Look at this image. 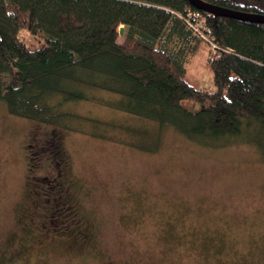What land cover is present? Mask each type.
Here are the masks:
<instances>
[{
  "label": "rangeland",
  "instance_id": "obj_1",
  "mask_svg": "<svg viewBox=\"0 0 264 264\" xmlns=\"http://www.w3.org/2000/svg\"><path fill=\"white\" fill-rule=\"evenodd\" d=\"M18 36L44 45L26 28ZM201 50L185 79L208 88ZM68 108L85 117L67 129L10 115L0 100V264H264V159L253 145L210 147L93 101ZM51 136L71 195L48 216L35 182L51 177Z\"/></svg>",
  "mask_w": 264,
  "mask_h": 264
},
{
  "label": "trees",
  "instance_id": "obj_2",
  "mask_svg": "<svg viewBox=\"0 0 264 264\" xmlns=\"http://www.w3.org/2000/svg\"><path fill=\"white\" fill-rule=\"evenodd\" d=\"M204 1L264 14V0ZM21 27L44 45L27 47ZM202 48L208 88L185 79ZM0 100L10 115L67 129L85 117L68 105L93 101L210 147L250 143L264 159V22L188 0H0Z\"/></svg>",
  "mask_w": 264,
  "mask_h": 264
},
{
  "label": "flooded vegetation",
  "instance_id": "obj_3",
  "mask_svg": "<svg viewBox=\"0 0 264 264\" xmlns=\"http://www.w3.org/2000/svg\"><path fill=\"white\" fill-rule=\"evenodd\" d=\"M50 140V143L48 144V148L51 150L52 155L51 157H53L54 161L53 163H51V165H49L52 169L51 177L46 176L45 174L40 176V179H42L44 182H35L36 184H40L38 185L39 187H37V189H39V191H41L42 193H44L46 196L42 202V205L49 210V215L51 214H57L59 215V213H61V211L63 210V206L65 205V200L68 197L67 195H71V185L69 184V182L65 183L63 181H61V177L62 175L66 174L67 171V167L66 165L63 164V159L60 157L59 158V154H60V140L55 137V136H51L50 138L46 139V143L45 145H43V147L46 148L48 141ZM48 151V149L46 150ZM42 185V186H41ZM67 186V187H65ZM46 203L49 205L47 207ZM52 211H51V209ZM69 211L67 213H70V217L68 218L69 220H72L74 217L71 213H73L74 211L71 212V207L67 206L66 207ZM45 219V218H44ZM51 220V219H50ZM49 223V219L47 217V220ZM48 223L45 224L44 226L46 227V225L48 226ZM50 227V226H49Z\"/></svg>",
  "mask_w": 264,
  "mask_h": 264
},
{
  "label": "water",
  "instance_id": "obj_4",
  "mask_svg": "<svg viewBox=\"0 0 264 264\" xmlns=\"http://www.w3.org/2000/svg\"><path fill=\"white\" fill-rule=\"evenodd\" d=\"M192 5L203 11L215 14L229 16L241 20H249L254 22H264V14L261 13H247L233 9H229L216 4L208 3L204 0H188ZM119 32H123V27H119Z\"/></svg>",
  "mask_w": 264,
  "mask_h": 264
},
{
  "label": "built area",
  "instance_id": "obj_5",
  "mask_svg": "<svg viewBox=\"0 0 264 264\" xmlns=\"http://www.w3.org/2000/svg\"><path fill=\"white\" fill-rule=\"evenodd\" d=\"M188 16H191V17H199L198 13L195 12V11H192V10H189L188 11ZM201 25H203V24H201ZM203 27H205V26L203 25Z\"/></svg>",
  "mask_w": 264,
  "mask_h": 264
},
{
  "label": "bare ground",
  "instance_id": "obj_6",
  "mask_svg": "<svg viewBox=\"0 0 264 264\" xmlns=\"http://www.w3.org/2000/svg\"><path fill=\"white\" fill-rule=\"evenodd\" d=\"M206 12V11H205Z\"/></svg>",
  "mask_w": 264,
  "mask_h": 264
}]
</instances>
